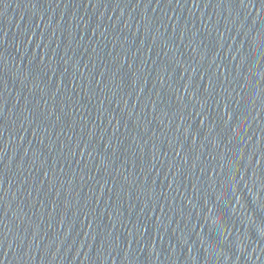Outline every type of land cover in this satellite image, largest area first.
<instances>
[{
  "label": "water",
  "instance_id": "water-1",
  "mask_svg": "<svg viewBox=\"0 0 264 264\" xmlns=\"http://www.w3.org/2000/svg\"><path fill=\"white\" fill-rule=\"evenodd\" d=\"M0 264H264V0H0Z\"/></svg>",
  "mask_w": 264,
  "mask_h": 264
}]
</instances>
